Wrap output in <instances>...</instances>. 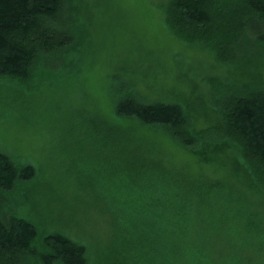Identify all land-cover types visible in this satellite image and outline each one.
I'll return each instance as SVG.
<instances>
[{
  "label": "rangeland",
  "instance_id": "1",
  "mask_svg": "<svg viewBox=\"0 0 264 264\" xmlns=\"http://www.w3.org/2000/svg\"><path fill=\"white\" fill-rule=\"evenodd\" d=\"M65 2L59 29L73 38L66 53L39 64L28 85L0 79V152L36 170L29 184L3 193V210L42 234L61 231L85 245L90 264H103L113 247L110 177L121 167L112 164L106 133L113 125L148 159L188 179L215 182L264 220V184L223 134L222 112L234 92L264 83V44L247 40L237 49L241 60L227 64L174 32L171 0ZM131 90L145 103L180 104L193 131L213 130L207 144L188 147L166 131L119 117L115 99Z\"/></svg>",
  "mask_w": 264,
  "mask_h": 264
},
{
  "label": "trees",
  "instance_id": "2",
  "mask_svg": "<svg viewBox=\"0 0 264 264\" xmlns=\"http://www.w3.org/2000/svg\"><path fill=\"white\" fill-rule=\"evenodd\" d=\"M170 3L167 20L174 32L210 47L223 63L239 60L237 49L247 40L264 44V0ZM66 9L65 0H0V79L28 85L39 64L60 60L73 40L59 29ZM259 86L225 99L223 134L249 164L252 178L264 184V83ZM115 106L119 117L166 131L188 147L207 144L213 134L193 131L180 104L145 103L133 90L120 93ZM109 127L112 164L121 167L110 177L113 247L103 264H264L263 219L215 182L188 179L148 159L129 136ZM123 148L126 160L119 158ZM35 173L32 165H17L0 152V264H90L82 243L61 231L42 234L3 210V193L29 184Z\"/></svg>",
  "mask_w": 264,
  "mask_h": 264
}]
</instances>
